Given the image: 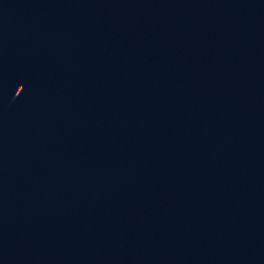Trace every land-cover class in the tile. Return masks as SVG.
Instances as JSON below:
<instances>
[{
  "label": "water",
  "instance_id": "1",
  "mask_svg": "<svg viewBox=\"0 0 264 264\" xmlns=\"http://www.w3.org/2000/svg\"><path fill=\"white\" fill-rule=\"evenodd\" d=\"M0 264H264V0H0Z\"/></svg>",
  "mask_w": 264,
  "mask_h": 264
}]
</instances>
